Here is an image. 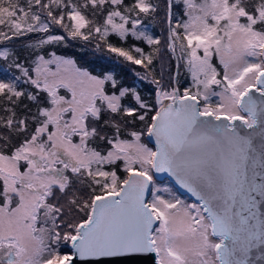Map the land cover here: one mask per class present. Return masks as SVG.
I'll list each match as a JSON object with an SVG mask.
<instances>
[{
	"label": "snow or ice",
	"instance_id": "obj_1",
	"mask_svg": "<svg viewBox=\"0 0 264 264\" xmlns=\"http://www.w3.org/2000/svg\"><path fill=\"white\" fill-rule=\"evenodd\" d=\"M183 3L187 19L175 27L169 6L167 47L197 91L181 95L168 90L175 76L168 84L163 73L150 79L159 47L145 54L109 42L115 35L161 44L139 18L156 11L149 0H0L4 41L29 33L47 34L33 49L64 41L50 34L53 26L85 42L99 36L98 50L140 65L145 71L136 75L155 85L153 106L111 70L93 74L72 59L36 52L26 66L0 50L19 72L0 75V264H72L73 256L86 264L264 261V0ZM20 81L45 93L43 101ZM212 96L219 97L215 106ZM24 98L43 106L21 114ZM136 120L146 133L129 127ZM145 134L155 150L142 142ZM97 140L102 144L90 146ZM117 161L127 173L122 180L105 170ZM153 172L175 176L200 203L161 198L154 186L146 202Z\"/></svg>",
	"mask_w": 264,
	"mask_h": 264
},
{
	"label": "trees",
	"instance_id": "obj_2",
	"mask_svg": "<svg viewBox=\"0 0 264 264\" xmlns=\"http://www.w3.org/2000/svg\"><path fill=\"white\" fill-rule=\"evenodd\" d=\"M21 2L23 3V0H21ZM149 2L155 6L156 11L150 12L148 14L141 13L139 18L141 19L142 24L147 26L146 31L148 32V34L152 35L154 38H159L161 44L149 46L143 41L134 40L132 38L122 41L115 35L109 36V42L116 47L125 49H131L133 46L140 47L144 50L145 54H148L152 52L154 48L159 47L161 51L154 58L152 65L153 71L150 74V79H159L161 77V74L163 73L164 83L168 84L169 77L173 76L174 74L176 61V82L174 83L176 88L179 89L181 95L183 94L185 88L195 93L197 91V88L195 86V82L192 78L191 73L186 70L183 60H176L173 58L171 51L167 47L168 5H170L172 26L175 27V23L177 20L182 21L184 19H187V17L184 15L185 6L183 0H149ZM195 2L199 4L201 3V0H195ZM125 3L131 5L134 3V0H125ZM88 18L93 19V17L90 15ZM100 22L102 23V21ZM116 22H120L118 18ZM0 29H3V26H0ZM50 34L63 35L66 37V39L64 41L46 44L39 49H33L29 47V45H34L38 40L46 38L47 34L29 33L25 36L13 37L8 41H4L2 38H0V50L6 49L13 55V57H19V59L23 61L26 66H32V61L35 59V55L33 53L36 52L39 55H43L45 59L50 58V53H55L57 56L72 59L76 62L78 67L86 69L93 74H100L102 69L111 70L113 74L116 75L117 79L120 80L125 86H134L137 89L139 95L148 104L155 106V85L151 84L149 80L141 81L140 78L136 75L137 72L144 73L145 69L140 65H134L131 64V62L125 61L123 58L116 56V54L114 53H108L106 48H104L103 50H98L95 45L100 42L99 36H96L95 39H90V41L88 42H85L79 38L72 39L70 37H67V32L56 26H53V28L50 30ZM132 54L138 57V54H136L135 52H133ZM177 55H179V53H177ZM8 63H10V61L6 63L3 59H0V71L4 72L5 74H9L11 77L18 76L19 72L15 68H9ZM212 63L213 66L217 68V71L220 74L217 78L221 79L223 76L222 66L219 64L218 59H216L215 57H213ZM19 84L20 87H22L25 91L38 94L41 101H43L44 97L46 96L45 93L39 92L38 89H35L29 84H24L23 81H20ZM172 87L173 84H170L168 90H171ZM212 90L220 92L222 89L220 88V86L213 85ZM61 94H64V90H61ZM129 102L130 98H125L122 101V103L125 105H127ZM210 102L213 104V106H215V104L219 103V97L212 96L210 98ZM132 104L133 106H136L134 101H132ZM24 105H26L27 107L25 108ZM40 106H43V104L38 105L36 102L24 98L23 105H21V107L18 108L17 111L23 114L24 112L30 110L31 114H35L37 107ZM0 107H2V104H0ZM153 114L154 111L148 113L147 119L149 121L151 115ZM102 123L103 121H101V124ZM129 127L137 131H145L146 133L143 122H140L139 120L134 121V123L129 125ZM110 134L111 133H109V135ZM145 135L141 137L142 142H146ZM124 138L128 137L125 136ZM78 141L79 138H75V142ZM98 144H102V142H100L99 140L90 142V146L93 147L97 146ZM149 147L151 146L149 145ZM134 167L139 166L134 165ZM123 168V161H117L114 165L105 166V170H115L120 180L127 177V173L123 171ZM153 186L156 189V194L161 196V198L174 199L179 197V194L170 182H168L167 180L157 182L153 179V185L150 186V193L147 197L146 202H151L153 198ZM86 191L91 190L86 189ZM80 216H83V214L81 213ZM79 218L80 217H77V219Z\"/></svg>",
	"mask_w": 264,
	"mask_h": 264
},
{
	"label": "water",
	"instance_id": "obj_3",
	"mask_svg": "<svg viewBox=\"0 0 264 264\" xmlns=\"http://www.w3.org/2000/svg\"><path fill=\"white\" fill-rule=\"evenodd\" d=\"M169 6L170 5H168V13H169ZM176 66L177 65L175 61V69H174V74H173V76L175 77H176ZM173 87H176L175 84H173ZM169 102L170 101L165 100L164 104H167ZM236 123H239V122H236ZM145 141L155 150V138H147V136L145 135ZM152 175L155 181L161 182L163 180H167L168 182L172 184V186L175 188V190L177 191L179 195L186 196L188 199H190L191 201L197 204L200 203L196 195H194L192 192H189L186 188L182 187L181 184L177 182V179L175 176L170 175L167 172H161V173L153 172ZM150 186H149V189L145 191V201L147 200V197L149 196ZM69 249H70V246H69ZM72 264H86V262L82 261L80 258L76 256H73ZM112 264H119V261L113 260ZM141 264H154V260L146 259V260L141 261ZM256 264H264V261H256Z\"/></svg>",
	"mask_w": 264,
	"mask_h": 264
},
{
	"label": "rangeland",
	"instance_id": "obj_4",
	"mask_svg": "<svg viewBox=\"0 0 264 264\" xmlns=\"http://www.w3.org/2000/svg\"><path fill=\"white\" fill-rule=\"evenodd\" d=\"M52 68H53V70L55 69V66L53 65V66H51ZM0 75H3V77L5 78V79H8L9 78V76L7 75V74H5L4 72H1L0 71ZM79 142V141H78ZM177 198H179L180 200H182L184 203H186V204H193V203H195V202H193V201H191L190 199H188V198H186L185 196H180L179 195V197H177ZM197 204V203H196ZM62 253L63 254H71V251H70V249H69V246H63V248H62Z\"/></svg>",
	"mask_w": 264,
	"mask_h": 264
}]
</instances>
